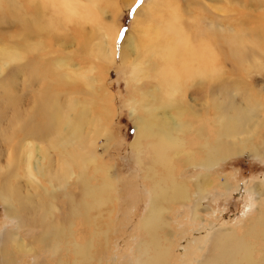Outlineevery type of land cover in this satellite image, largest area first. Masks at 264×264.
I'll use <instances>...</instances> for the list:
<instances>
[{"label": "bare ground", "instance_id": "obj_1", "mask_svg": "<svg viewBox=\"0 0 264 264\" xmlns=\"http://www.w3.org/2000/svg\"><path fill=\"white\" fill-rule=\"evenodd\" d=\"M107 1L0 0V21L6 25L13 19L19 35L91 23L96 33L77 38L86 52L75 50L87 55L86 63L107 66L118 59L130 69V83L151 73L152 87L133 85L125 101L134 127L129 147L147 203L131 256L123 263L264 264V178L232 185L213 173L241 154L264 163L262 29L249 25L245 31L238 20L234 26L228 10L221 16L222 7L210 0H145L117 50V26L104 20L99 3L114 7L113 17L134 0ZM21 50L0 44V200L10 223L0 228V264H49V259L50 264H119L118 247L106 236L107 220L118 213V192L109 164L95 152L98 137L109 140L112 113L103 79L81 61L56 59L61 84L56 102L35 100L32 109L12 117L8 110L17 96L12 97L11 79L24 67L16 65ZM186 166L197 168L189 180L181 175ZM218 189L251 195L253 213L241 228L207 217L210 210L202 201ZM177 205L183 208L179 230L201 226L202 235L187 249L174 239L171 215ZM23 226L35 229L30 238L20 234ZM177 249L185 252L179 255Z\"/></svg>", "mask_w": 264, "mask_h": 264}, {"label": "rangeland", "instance_id": "obj_2", "mask_svg": "<svg viewBox=\"0 0 264 264\" xmlns=\"http://www.w3.org/2000/svg\"><path fill=\"white\" fill-rule=\"evenodd\" d=\"M144 1L145 0H134L130 6L126 8L121 7L119 10L115 11L116 15H113V17L111 16L114 7L111 8L109 5L104 6L103 2L99 3L105 11L104 20L107 22H113L117 26V50L124 34L131 27L135 10L139 7L140 3ZM210 1V5L212 4L213 6L217 2V6L222 7L219 11L221 16H223L225 10H228V20H232L231 22L234 26H239L236 22V20H238L246 26L244 29L245 31L249 25L257 26L259 29H262V33L264 34V27H261V25L264 26V0ZM107 3H112V0H108ZM244 5H247L249 9L244 10ZM120 6L121 4H117V7ZM31 12L32 11L27 10L28 14ZM47 12L51 14L50 10H47ZM247 14H250V17L249 15L247 16ZM250 18H253V20ZM68 23L69 24L61 25L57 32L37 33L30 31L24 32L23 35H19L18 23L13 21V19H8L6 25L2 24V21H0V44L17 46L19 49L21 48V59L16 65L20 66L24 64V67L19 69L11 79V86H13V88L11 87V91L13 90L12 97L17 96V99H15V103H11L8 112L12 117L13 115L22 114L24 108H28L29 106L31 109L33 108L35 100L40 102H56V91H58L59 85H61L58 81V76L55 73L56 59L69 57L73 62L76 61V63H78L81 61L82 67H93L92 75H100L101 79H103V81L101 80L100 85L103 86V89L109 94L110 98L108 107L112 113L106 127V134L108 135L109 140H105V137L103 136L98 137L95 152L101 154L103 160L109 164L108 174L112 177L117 188L118 213L116 215L112 214L113 217L111 222L109 219L107 220V227L109 229H107L106 236H109L110 238L109 243H111V247H114L115 245L118 247V250L115 252L119 264H124L123 261H127L128 257L130 258L131 256V250L137 236L136 231L138 223L147 203V192L141 180V170L136 162L137 159L134 158L135 156L129 147V144L133 139L134 127L130 120L127 102L125 101L129 98L133 85L139 86L143 83L151 88L153 85V79L151 73H149V77L143 78L139 82L133 80H131L132 83L127 82V70L130 69L121 65L118 59L107 66L100 65L102 63L99 61H95L92 65L88 59L87 61L89 64L86 63L85 59L87 58V55L85 57L83 54H77L75 50L78 48L80 53L86 52L80 50L78 42H80L81 36L94 35L96 32L93 30L91 23L88 22H84V25L82 26L76 22ZM8 24H10V26H8ZM80 28L82 30H80ZM61 30L65 37H63L62 33V35H60ZM55 38H60L61 43L57 42ZM77 38H79L78 42ZM95 39L96 38H93L94 41ZM82 58H84V60H82ZM224 68L228 70L226 65ZM237 83H239L238 79ZM234 84L236 83L234 82ZM14 91L18 92V94ZM61 100L63 99L61 98ZM57 130L58 128L56 131ZM8 131L9 127L6 128L5 141L8 137ZM13 132L14 130L12 129L11 139L13 138ZM57 136V132H55L56 143L58 142ZM53 154L55 157V151H53ZM181 171L183 173L181 174L183 176L182 179L189 180L190 177L196 174L197 168L186 166ZM214 171V175H219L220 180H223V176H225L232 182V185L243 184L245 186L251 180L264 178V163L253 159L247 154H241L230 160L224 161ZM218 190L219 191L211 193L207 199L202 201L203 205L208 206L210 210L209 212L207 211V217L210 218L211 221L221 222L225 225L228 224L227 226L232 228H241L243 222H245L248 217L252 216L253 213L254 203L251 200V195L246 191H242L238 194L232 191L228 193L221 192L220 189ZM53 205L55 206V204ZM51 214L53 216L52 219L55 220V208H51ZM182 214V206L177 205L175 209H172V221H176L177 223V226L176 223H174V227H176L174 239L177 242L176 244L178 248L184 247V249H187L189 242L192 243L191 241H194V238L202 235L199 233L201 231V226L192 224L185 226L184 230H179L180 228L178 224H180L179 221ZM8 222V219L4 216L3 205L0 200V228L5 224L9 225L10 223ZM107 227L104 226V228ZM34 232L35 229H30L28 226H23L20 230V234L27 238H30ZM184 252L183 249H179L178 251L179 255H183ZM188 253L189 252H187V254ZM188 256L190 257L191 254ZM20 257L22 258V262L27 261L24 254H20ZM47 261L49 264L52 263L50 259ZM177 261L178 260L174 261V264H176ZM126 264L128 263L126 262ZM185 264H188L187 260H185Z\"/></svg>", "mask_w": 264, "mask_h": 264}]
</instances>
